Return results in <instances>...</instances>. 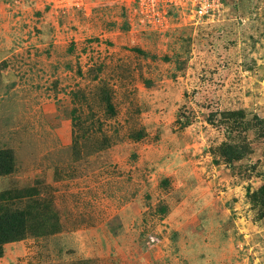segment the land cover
Here are the masks:
<instances>
[{"label":"rangeland","instance_id":"obj_1","mask_svg":"<svg viewBox=\"0 0 264 264\" xmlns=\"http://www.w3.org/2000/svg\"><path fill=\"white\" fill-rule=\"evenodd\" d=\"M161 6L0 0V264H264V0Z\"/></svg>","mask_w":264,"mask_h":264},{"label":"built area","instance_id":"obj_2","mask_svg":"<svg viewBox=\"0 0 264 264\" xmlns=\"http://www.w3.org/2000/svg\"><path fill=\"white\" fill-rule=\"evenodd\" d=\"M140 6L142 4L147 18L151 17L150 13L157 7L167 4L172 7H186L187 12L191 14L192 19L196 22H205L222 8L224 0H137Z\"/></svg>","mask_w":264,"mask_h":264},{"label":"trees","instance_id":"obj_3","mask_svg":"<svg viewBox=\"0 0 264 264\" xmlns=\"http://www.w3.org/2000/svg\"><path fill=\"white\" fill-rule=\"evenodd\" d=\"M22 229V228H21ZM0 237V244L3 243L6 239H9L10 237L16 235V230L12 226H10L5 232L1 234Z\"/></svg>","mask_w":264,"mask_h":264}]
</instances>
